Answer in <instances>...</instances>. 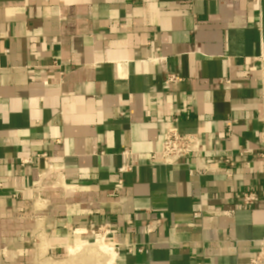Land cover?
I'll list each match as a JSON object with an SVG mask.
<instances>
[{
  "label": "crops",
  "instance_id": "0c3cea01",
  "mask_svg": "<svg viewBox=\"0 0 264 264\" xmlns=\"http://www.w3.org/2000/svg\"><path fill=\"white\" fill-rule=\"evenodd\" d=\"M174 120L222 170L149 163ZM263 154L264 0H0V264H251Z\"/></svg>",
  "mask_w": 264,
  "mask_h": 264
},
{
  "label": "built area",
  "instance_id": "2783aa9c",
  "mask_svg": "<svg viewBox=\"0 0 264 264\" xmlns=\"http://www.w3.org/2000/svg\"><path fill=\"white\" fill-rule=\"evenodd\" d=\"M178 78L176 76H170V81L176 82ZM178 121L174 120V125L170 126L163 135L161 142V148L159 151L153 153L150 157L149 163L153 166H171L181 167L182 165H188L189 158H194L196 167L191 173L193 175H205L210 172L222 170V161H211L208 159L202 151L200 140L195 136H187L181 133L179 128L175 125ZM123 155H129L128 149H125ZM46 158V155L43 156ZM264 157V154L261 156ZM31 163V159L21 160V166ZM229 163V161H226ZM230 166H235L234 163H229ZM133 166L130 163H124L119 169L121 174L124 172L132 171ZM117 188H123L122 181H119ZM3 183L0 182V192L4 189ZM13 197L17 194L13 193ZM258 196L254 191H243L236 195L235 200L240 203L242 207H253L258 203ZM222 214L232 215L233 211H222ZM195 219L201 218V212L194 214ZM109 229L107 227H101L95 234L96 239L101 236H107ZM251 264H264V238L258 242L257 252L254 254Z\"/></svg>",
  "mask_w": 264,
  "mask_h": 264
},
{
  "label": "bare ground",
  "instance_id": "6f19581e",
  "mask_svg": "<svg viewBox=\"0 0 264 264\" xmlns=\"http://www.w3.org/2000/svg\"><path fill=\"white\" fill-rule=\"evenodd\" d=\"M92 250L93 252H98L100 253L101 257L104 258L103 263L105 264H113L114 263V259H115V253L114 251L109 247L108 243L105 242V240L103 238H98L97 240H95L93 243H85L82 242L80 244H77L73 247H71V255H76L77 253L80 255L81 252H86L88 250ZM90 251V252H92ZM90 254V253H89ZM79 255H76L75 258H77ZM83 255V253H82ZM95 255V254H94ZM93 255V257H94ZM99 255V254H98ZM98 255H96L95 257H97ZM89 255H87L86 257H88ZM81 257V255L79 256ZM85 257V256H84ZM91 257V256H90ZM92 257V258H93ZM74 258V257H73ZM91 259V258H89ZM88 259V260H89ZM96 261H98V259L93 258ZM102 259V258H101ZM80 260V259H79ZM102 261V260H101ZM79 262V261H78ZM100 263V262H99ZM96 264V263H95Z\"/></svg>",
  "mask_w": 264,
  "mask_h": 264
},
{
  "label": "rangeland",
  "instance_id": "374dc122",
  "mask_svg": "<svg viewBox=\"0 0 264 264\" xmlns=\"http://www.w3.org/2000/svg\"><path fill=\"white\" fill-rule=\"evenodd\" d=\"M96 239H91L90 240V243H93L94 241H95ZM95 252V251H94ZM82 254V253H81ZM99 254V255H98ZM96 255H98L97 257H98V261H96V260H92V259H89V260H87V259H85V261H81V260H77L76 262H78V263H76V264H103V260L101 259L102 257H101V255H100V253H98V252H96V254H95V256ZM102 260V261H101ZM100 262V263H99Z\"/></svg>",
  "mask_w": 264,
  "mask_h": 264
}]
</instances>
